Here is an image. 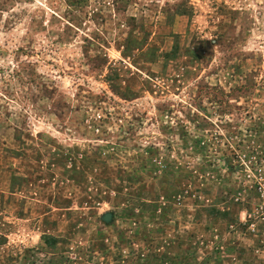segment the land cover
I'll use <instances>...</instances> for the list:
<instances>
[{"label":"rangeland","instance_id":"374dc122","mask_svg":"<svg viewBox=\"0 0 264 264\" xmlns=\"http://www.w3.org/2000/svg\"><path fill=\"white\" fill-rule=\"evenodd\" d=\"M0 264H264V0H0Z\"/></svg>","mask_w":264,"mask_h":264},{"label":"water","instance_id":"95a60500","mask_svg":"<svg viewBox=\"0 0 264 264\" xmlns=\"http://www.w3.org/2000/svg\"><path fill=\"white\" fill-rule=\"evenodd\" d=\"M110 216H111L110 214H106V215L104 216V220L109 221V220L111 219Z\"/></svg>","mask_w":264,"mask_h":264}]
</instances>
